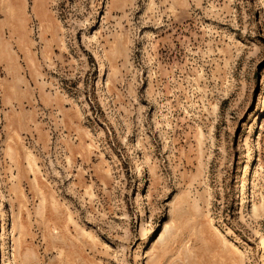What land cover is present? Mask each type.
Segmentation results:
<instances>
[{"label":"rangeland","instance_id":"obj_1","mask_svg":"<svg viewBox=\"0 0 264 264\" xmlns=\"http://www.w3.org/2000/svg\"><path fill=\"white\" fill-rule=\"evenodd\" d=\"M263 253L264 0H0V264Z\"/></svg>","mask_w":264,"mask_h":264},{"label":"bare ground","instance_id":"obj_2","mask_svg":"<svg viewBox=\"0 0 264 264\" xmlns=\"http://www.w3.org/2000/svg\"><path fill=\"white\" fill-rule=\"evenodd\" d=\"M250 156V155H249ZM264 254V253H263Z\"/></svg>","mask_w":264,"mask_h":264}]
</instances>
